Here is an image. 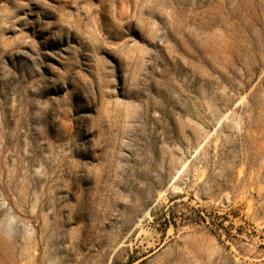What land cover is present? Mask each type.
I'll list each match as a JSON object with an SVG mask.
<instances>
[{
  "label": "rangeland",
  "instance_id": "374dc122",
  "mask_svg": "<svg viewBox=\"0 0 264 264\" xmlns=\"http://www.w3.org/2000/svg\"><path fill=\"white\" fill-rule=\"evenodd\" d=\"M0 264H264V0H0Z\"/></svg>",
  "mask_w": 264,
  "mask_h": 264
}]
</instances>
